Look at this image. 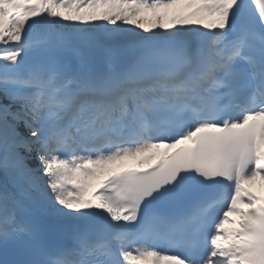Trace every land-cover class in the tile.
<instances>
[{
	"label": "snow or ice",
	"instance_id": "1",
	"mask_svg": "<svg viewBox=\"0 0 264 264\" xmlns=\"http://www.w3.org/2000/svg\"><path fill=\"white\" fill-rule=\"evenodd\" d=\"M0 264H264V0H0Z\"/></svg>",
	"mask_w": 264,
	"mask_h": 264
},
{
	"label": "rangeland",
	"instance_id": "2",
	"mask_svg": "<svg viewBox=\"0 0 264 264\" xmlns=\"http://www.w3.org/2000/svg\"><path fill=\"white\" fill-rule=\"evenodd\" d=\"M146 16H147V18L148 19H151V13H148V14H146ZM170 19V18H169ZM166 22H168V21H166ZM113 167V166H112ZM251 188H254V189H261L260 188V186H259V183L257 182V183H255V184H253V185H249Z\"/></svg>",
	"mask_w": 264,
	"mask_h": 264
},
{
	"label": "bare ground",
	"instance_id": "3",
	"mask_svg": "<svg viewBox=\"0 0 264 264\" xmlns=\"http://www.w3.org/2000/svg\"><path fill=\"white\" fill-rule=\"evenodd\" d=\"M132 162V161H131ZM122 168V167H121ZM119 168H117V170H118Z\"/></svg>",
	"mask_w": 264,
	"mask_h": 264
}]
</instances>
